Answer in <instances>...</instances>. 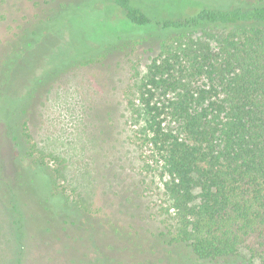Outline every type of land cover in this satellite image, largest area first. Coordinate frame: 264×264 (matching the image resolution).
Returning a JSON list of instances; mask_svg holds the SVG:
<instances>
[{
    "label": "trees",
    "instance_id": "16d2710c",
    "mask_svg": "<svg viewBox=\"0 0 264 264\" xmlns=\"http://www.w3.org/2000/svg\"><path fill=\"white\" fill-rule=\"evenodd\" d=\"M176 1L177 15L154 19L133 0H114L133 24L164 35L152 41L158 52L125 93L131 138L148 150L142 161L160 172L167 198L162 245L175 264H264V0ZM65 8L26 17L0 39V203L20 249L19 257L2 259L24 264L37 250L43 264H150L139 231L71 199L60 171L36 154L29 124L43 96L27 85L40 82L41 71L22 91L7 89L19 62L54 23L64 24ZM112 41L90 45L65 72L54 67L43 91L84 60L127 46L124 38ZM32 203L47 211V227L56 222L61 239L31 242Z\"/></svg>",
    "mask_w": 264,
    "mask_h": 264
},
{
    "label": "rangeland",
    "instance_id": "374dc122",
    "mask_svg": "<svg viewBox=\"0 0 264 264\" xmlns=\"http://www.w3.org/2000/svg\"><path fill=\"white\" fill-rule=\"evenodd\" d=\"M175 1L133 3L159 19L177 15L180 4ZM64 8L62 28L57 23L52 25V31L16 66L7 89H23L41 71V81L34 78L27 85L39 98L43 96L29 124L36 154L41 151L45 162L60 171V184L71 199H81L98 217L139 231L146 238L150 264H175L173 254L165 252L167 246L162 245L161 233L169 218L162 178L158 170L146 169L142 159L148 150L142 152L131 138L125 98L135 71L143 72L158 52L152 41L164 35L154 25L133 24L114 0H0V39L11 34L26 17L36 19L41 12L52 14ZM116 38L126 39L127 46L107 58L89 57L91 60L73 67L43 91L53 79L54 67L69 68L70 59L82 56L90 45L109 44ZM28 192L36 194L33 188ZM28 210L35 214L28 223V231L34 233L32 243L61 239L56 222L46 226L48 215L41 205L32 203ZM5 214L0 203V264H10L3 255H20L16 231ZM101 230V226L96 227L95 233ZM107 230V241H112L114 228ZM166 253L168 258L163 260ZM24 264H43L40 252L33 250ZM57 264L70 263L64 258Z\"/></svg>",
    "mask_w": 264,
    "mask_h": 264
}]
</instances>
